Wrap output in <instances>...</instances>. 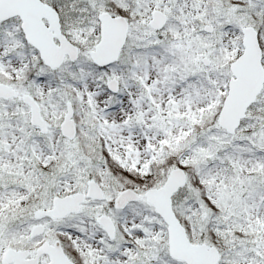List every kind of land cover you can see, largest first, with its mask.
Here are the masks:
<instances>
[{
	"label": "snow or ice",
	"instance_id": "1",
	"mask_svg": "<svg viewBox=\"0 0 264 264\" xmlns=\"http://www.w3.org/2000/svg\"><path fill=\"white\" fill-rule=\"evenodd\" d=\"M0 264H264V0H0Z\"/></svg>",
	"mask_w": 264,
	"mask_h": 264
}]
</instances>
